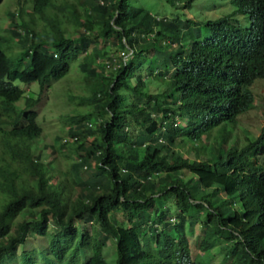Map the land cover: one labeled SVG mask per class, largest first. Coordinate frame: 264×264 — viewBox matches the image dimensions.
<instances>
[{
    "label": "trees",
    "instance_id": "16d2710c",
    "mask_svg": "<svg viewBox=\"0 0 264 264\" xmlns=\"http://www.w3.org/2000/svg\"><path fill=\"white\" fill-rule=\"evenodd\" d=\"M158 1L163 12L136 0H32L7 12L16 57L0 48V137L30 145L42 133L38 99L15 81L43 90L76 61L91 110L67 118L77 156L65 173L15 145L25 177L0 150V264L36 235L47 248L22 249L20 264H107L109 237L116 264H264V123L256 138L237 133L264 80V0H221L228 12L201 20L182 12L201 0ZM152 81L164 89L151 93Z\"/></svg>",
    "mask_w": 264,
    "mask_h": 264
},
{
    "label": "rangeland",
    "instance_id": "374dc122",
    "mask_svg": "<svg viewBox=\"0 0 264 264\" xmlns=\"http://www.w3.org/2000/svg\"><path fill=\"white\" fill-rule=\"evenodd\" d=\"M18 2H22L24 5L23 8L26 10L31 9L30 0H2L0 4V34H6L8 37L4 39V43L1 41L0 47L8 56L12 55V57H16L14 53H12L15 51V45L12 44L9 46L8 43L9 41L14 42L16 40L13 38H10L9 40V33L4 32L2 28L5 29L8 27L7 23L9 19L7 20L6 18L8 17L5 16L7 10H13L15 8L17 11L22 7ZM17 3L19 8L17 7ZM136 3L156 12H163V7L165 9L167 8L164 2H159L158 0H136ZM220 11H222V8L219 6L218 0H201L200 2L194 3L192 8L183 9L182 12L189 18L201 20L203 18H213L217 14H220ZM78 63L79 61L72 63L65 76L45 87L43 90H41L35 82L24 84L15 81V84L24 89V94L26 96H32L33 98L38 99V102L32 110L36 111V122L41 127L42 133L40 137L35 142L30 143V145L28 141H13L8 138L5 139L0 137V150H3L7 156H10V158L13 159L15 166L25 177H27L30 172V166L24 159L10 155L9 148L15 145H17L16 147L21 151L27 153L41 151V161L45 163L53 161L63 173H65V171L71 167V164L75 162L77 155L69 150V146L72 144L74 137H71L69 134V123L67 122V118L68 116H75L79 112L87 113L91 110V106L88 105L87 102L81 103L80 101V98L87 96L89 91L87 90L86 82L83 77L84 74L80 71ZM163 89L164 86L157 81H152L147 88L151 93L161 92ZM251 90L254 95L253 105L248 113L239 117L240 119L238 121L237 133L240 137H242L241 133L244 132L242 127L247 129L250 137L257 136L264 123V80L258 79L254 81ZM18 103L20 106H24L23 99ZM85 139L89 142L93 139V135L86 136ZM64 142H66V144L62 147L61 144ZM27 146L29 147L28 151H26ZM179 150L184 152L185 147H179ZM82 176H85V174L83 173ZM66 177L70 179L69 175ZM59 178L60 176L56 175L51 181L54 182ZM72 190L77 192L79 187L76 184H73ZM21 216L22 214L16 217L14 221L21 220ZM83 226L86 231L89 232L91 230L89 223H83ZM47 231H53L52 225L48 227ZM201 235V229L196 225L193 233L188 236V245L192 257L197 255L198 242ZM47 246V235L29 237L25 245L20 246L19 249H17L13 261L8 262V264H20L18 259L22 249L27 251L32 249L40 250L46 249ZM34 257L39 263H42L40 257L37 255ZM86 257L87 252L83 254V259ZM104 257L107 264H116V245L112 237H109L107 240V246L104 248ZM217 260L218 257H216V259L213 260V263H211L217 264Z\"/></svg>",
    "mask_w": 264,
    "mask_h": 264
},
{
    "label": "clouds",
    "instance_id": "9594fccd",
    "mask_svg": "<svg viewBox=\"0 0 264 264\" xmlns=\"http://www.w3.org/2000/svg\"><path fill=\"white\" fill-rule=\"evenodd\" d=\"M19 1V0H18ZM216 1V0H215ZM219 1V6L222 8V11H220V14L222 13V12H225V13H227L228 12V10L226 9V8H228L229 6H226V7H223L222 6V1L221 0H218ZM1 2H2V0H0V4H1ZM19 3V5H22V7H24V5H23V3L22 2H18ZM18 3H17V7H18ZM30 4H31V7H32V0H30ZM245 4V6H246V9H247V12H250L251 13V15H254V14H258L257 12H256V8H253L252 7V5H251V3L250 2H245L244 3ZM16 7V8H17ZM19 8V7H18ZM19 10V9H18ZM8 11H16V9L14 8L13 10H7V12ZM7 12H6V14H7ZM220 14H217L215 17H213V18H216V17H218ZM5 16H7V15H5ZM239 19H240V21L241 22H244V23H248V20L246 19V15H241V14H238V16H237ZM7 20H8V18H6ZM9 21H10V19H9ZM8 21V27L7 28H5V29H3L2 28V30H4V32H7V33H9L7 30H8V28H9V22ZM1 28V27H0ZM1 41H3V43H4V39H6V38H8L7 36H6V34H4V35H1ZM9 38H12L11 37V34L9 33ZM1 41H0V44H1ZM1 48V47H0ZM254 101V100H253ZM249 112V110L247 111V112H245L244 114H242V115H245L246 113H248ZM241 115V116H242ZM250 135V134H249ZM257 136H259V134L257 135ZM257 136H254V137H250L249 136V138H251V139H253V138H256Z\"/></svg>",
    "mask_w": 264,
    "mask_h": 264
}]
</instances>
